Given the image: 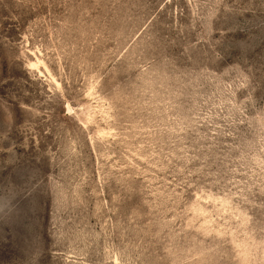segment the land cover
Returning a JSON list of instances; mask_svg holds the SVG:
<instances>
[{
    "label": "rangeland",
    "instance_id": "1",
    "mask_svg": "<svg viewBox=\"0 0 264 264\" xmlns=\"http://www.w3.org/2000/svg\"><path fill=\"white\" fill-rule=\"evenodd\" d=\"M0 264H264V0H0Z\"/></svg>",
    "mask_w": 264,
    "mask_h": 264
}]
</instances>
